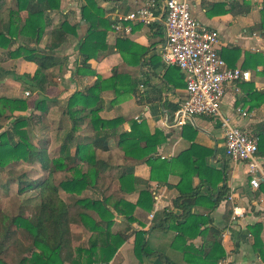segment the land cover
I'll use <instances>...</instances> for the list:
<instances>
[{"label": "trees", "instance_id": "trees-1", "mask_svg": "<svg viewBox=\"0 0 264 264\" xmlns=\"http://www.w3.org/2000/svg\"><path fill=\"white\" fill-rule=\"evenodd\" d=\"M60 2L61 0H12L7 15L8 29L6 32L0 31V52L6 51L8 58H21L37 66L30 80L40 92H43L44 85L47 84L46 72L64 65V60L54 55L53 50L60 48L70 38L78 37L79 25L65 19L50 33V51L46 52L37 47L48 25L46 13L58 10ZM84 2L80 8V19L87 22L88 29L78 43L81 60L73 72L76 77L94 74L90 61L97 62L101 53L106 50V32L110 28V23L104 19L98 4L94 0ZM2 8L0 0V14ZM22 12L25 13L21 18ZM156 27L157 34L161 36V28L157 25ZM261 27L264 30V19ZM20 37L32 40L35 47L21 42L9 52L8 48ZM130 88L136 92L137 86L132 84ZM128 89L127 78L114 72L110 78L96 80L91 87L70 95L63 108V115L72 125L58 140L60 144L57 157H51L49 153L50 142L43 141L38 144L29 137L26 128L31 124H40L41 116L47 114L58 101L44 98L34 104V113L25 117L12 115L14 112L27 110L25 100L0 97V170L22 160L36 164L44 174L41 179L34 181L23 172L10 177L17 185V194L35 192L38 202L32 204V201L28 200L27 203L31 206H21L13 216L0 211V264H10L4 257L12 247L16 248L21 256L16 264H110L126 240L124 232H112L116 216L132 223L135 221L133 214L137 207L150 212L155 203L152 193L141 189L136 204H131L109 196L100 189L92 191L87 197L76 199L69 205L61 198L59 190L81 196L82 192L89 188L97 189L98 184H105L103 174L107 165L96 158L95 150L106 151L108 140L112 136L118 137L117 147L124 153L125 158L143 162L149 167L150 181L167 184L169 175L178 177L174 189L179 196L173 202L177 213L169 208L158 213L152 230L162 231L170 228L175 233L173 243L181 246L180 252L186 264H218L225 258V251L219 241L220 230L211 226L210 213L229 197L226 171L206 165L205 159L212 154L209 148L192 143L176 158L161 159L157 155V147L162 143L163 137L159 131L149 134L143 123L133 121L129 132H118L122 119H102L99 116L102 93L112 90L114 94H118ZM247 98L250 101L257 100L259 105L264 102V92L252 91ZM238 102L240 103V100ZM178 109L179 107L174 110V114ZM6 110L11 114L12 120L8 129L1 131V121L5 113L3 111ZM82 126L89 128L93 133L92 137H87L85 141L80 140L78 135ZM252 136L259 139L256 155L264 156V122ZM79 166L85 170L81 171ZM62 170L71 171L73 175L56 185L55 175ZM194 178L199 180V186L196 188L192 186ZM116 180L120 191L134 190L127 188L130 183L134 184V178L127 168L123 169ZM259 186L262 187L263 183ZM202 189L203 192L200 191ZM216 193V199H213ZM203 201L207 202L206 215L196 210ZM29 209L32 211L30 216L27 215ZM226 215L230 213L227 212ZM167 225L170 227L167 228ZM77 227L81 228V235L85 238L81 246H75L73 242L72 231ZM247 231L253 239V251L261 254V251H264L260 239L261 225H252ZM145 234V231L135 233L133 252L136 258L141 260L144 256L156 257L161 263L175 264L163 254L151 251ZM198 237L202 240L200 247L187 244ZM261 256L264 258L263 254Z\"/></svg>", "mask_w": 264, "mask_h": 264}, {"label": "crops", "instance_id": "crops-1", "mask_svg": "<svg viewBox=\"0 0 264 264\" xmlns=\"http://www.w3.org/2000/svg\"><path fill=\"white\" fill-rule=\"evenodd\" d=\"M94 1L102 9L103 17L110 23V28L106 32V50L101 53L97 62L90 61L91 68L94 69V74L90 76L76 77L73 74L81 60L78 43L88 29L87 22L80 19V8L85 4L84 0H61L58 10L46 13L48 25L37 45L46 52L51 49V31L59 27L65 19L79 25L77 39L70 38L60 48L53 50L54 55L64 60V65L56 66L46 74L55 81L64 78L65 86L62 87L57 83L58 85L52 88L58 91L57 94L64 96L66 106L70 95L91 87L96 80L108 79L114 72L125 76L129 81V89L118 94H114L112 90L104 91L101 96L99 116L105 120L122 119L118 132H129L133 121L143 123L149 134L159 131L163 137H161L162 143L157 147V155L161 159L176 158L192 143L211 149L212 154L205 159V163L212 168L226 171V184L229 189L227 201H222L210 213L211 226L220 230L219 241L225 251V258L218 264H264V258L261 256L263 254L264 257V251H261V254L253 251V239L247 231L252 225H261L260 239L264 246V183L258 188L250 185L252 176L248 173V162H235L226 156L224 135L219 119L195 116L182 127L172 126L174 110L180 106L185 97V82L183 73L178 69L165 67L161 58L165 41L163 28L165 0ZM151 1L155 3V12L161 18L156 23L146 26L121 20L129 12ZM188 2L192 17L206 28L218 32L219 55L226 65L250 73L249 80L227 85L220 110L237 127L249 135H254L258 126L264 122V102L258 105L257 100L250 101L247 97L252 91L264 92V30L261 27L264 19V0H188ZM2 4L0 31L6 32L8 8L12 0H2ZM24 13L20 14L21 18ZM156 25L161 28V36L157 34ZM125 28H129V31H125ZM21 42L35 47L33 41L25 37H20L13 43V47ZM7 63L11 64L13 69L1 66L0 76L13 73V70L33 76L37 69L34 63L21 58L12 59ZM80 81L83 82V87L78 86ZM132 84H136V92L130 88ZM127 99L129 100L126 101ZM237 109L245 112L246 117H241L236 112ZM78 135L80 140L85 141L87 137H92L93 133L89 128L82 126ZM117 141L118 137L112 136L108 140L106 151L95 150L96 158L107 165L103 174L105 184H98L97 189L89 188L90 191L86 192L90 195L92 191L101 189L109 196L136 204L141 189H147L152 193L155 203L150 212L137 207L133 214L135 221L132 223H127L125 219L116 216L112 232H124L126 240L117 250L110 264H164L156 257L144 256L141 260L136 258L133 252V240L135 233L139 231L146 232L145 239L151 251L163 254L175 264H186L180 252L181 246L173 243L175 233L169 228L170 226L167 225L170 230H152L153 221L158 213L166 208L177 213L173 208V202L179 196L174 189L178 177L169 175L167 184L150 181L149 167L143 162H134L125 158L124 153L117 147ZM57 144L59 145V142ZM256 160L259 164H264V156L256 155ZM124 168H127L134 178V184L130 183L127 186L128 190L134 188L130 192L120 191L116 180ZM192 186L193 188L199 186L197 178L193 179ZM200 191L203 192V189ZM65 195L73 194L65 193ZM216 195L217 193L214 194L213 199H216ZM67 204L71 205V203ZM199 206L196 208L198 213L208 214L206 201ZM227 212L230 215H226ZM79 229L81 233V228ZM187 244L200 247L202 240L198 237Z\"/></svg>", "mask_w": 264, "mask_h": 264}, {"label": "built area", "instance_id": "built-area-1", "mask_svg": "<svg viewBox=\"0 0 264 264\" xmlns=\"http://www.w3.org/2000/svg\"><path fill=\"white\" fill-rule=\"evenodd\" d=\"M160 19L152 1L121 18L146 26ZM163 28L162 62L165 67L181 71L185 82V97L174 114L172 126L182 127L195 116L219 119L226 156L235 162H248L250 185L258 188L264 183V164L256 160L259 139L237 127L220 110L227 85L249 80L250 73L226 65L219 55L218 32L192 17L188 0H165ZM236 112L241 117L247 115L239 109Z\"/></svg>", "mask_w": 264, "mask_h": 264}, {"label": "rangeland", "instance_id": "rangeland-1", "mask_svg": "<svg viewBox=\"0 0 264 264\" xmlns=\"http://www.w3.org/2000/svg\"><path fill=\"white\" fill-rule=\"evenodd\" d=\"M30 43L29 41L27 42ZM34 44V43H33ZM15 47V46H14ZM13 45L8 48V51L11 52L14 49ZM5 52H0V67L3 66L8 69H13L11 64H8V61H11V58H8ZM16 60V59H14ZM8 64V65H6ZM15 68V67H14ZM2 69V67H1ZM34 75V74H33ZM47 75V84L44 85L43 92H40L36 89V84L30 80L31 75L21 74L19 71L13 70V73L8 75L0 76V97L7 98H18L23 99L27 103V110L24 112H14L13 116H25L28 117L33 111V106L36 102L46 98V99H55L58 103L51 107L47 114L41 116V123L37 125L31 124L27 127L29 137L36 141L38 144L41 142H50L49 153L51 157L58 156V140L63 134H65L71 128V122L63 115V108L65 107V98L58 93V91L52 87H56L59 83L62 87L65 86V79L63 78L60 81H55L53 78ZM29 78H28V77ZM57 84V85H56ZM55 85V86H53ZM79 87H83L84 84L82 81L78 84ZM51 88V89H50ZM27 93V94H26ZM65 94V93H64ZM127 99L126 101H128ZM125 101V102H126ZM4 117L2 118L1 124L3 130L8 129L9 123L12 120L11 114L6 110L3 111ZM60 144V143H59ZM13 165V166H12ZM11 166L0 170V211L8 215H16L21 206H26L27 201H32L31 203H37V196L35 192H27L24 195L17 194V185L15 182H12L10 179L11 176H16L19 173H25L28 178L32 181L41 179L44 174L41 172L40 168L36 164L25 163L20 160L18 162H13ZM81 171L85 169L82 166H79ZM73 172L62 170L55 175V184L67 177H71ZM61 198L67 203L73 204L74 201L78 198H84L89 195L88 192H82L81 196L65 195L62 189L59 190ZM32 211L29 209L27 215H31ZM73 242L75 246H81L85 241V238L82 237L79 228H75L73 231ZM84 239V241H83ZM20 254L16 248L12 247L8 252V255L4 257V260L10 264H16L20 259Z\"/></svg>", "mask_w": 264, "mask_h": 264}]
</instances>
